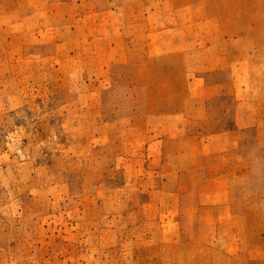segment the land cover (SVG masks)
<instances>
[{
    "label": "rangeland",
    "instance_id": "obj_1",
    "mask_svg": "<svg viewBox=\"0 0 264 264\" xmlns=\"http://www.w3.org/2000/svg\"><path fill=\"white\" fill-rule=\"evenodd\" d=\"M0 264H264V0H0Z\"/></svg>",
    "mask_w": 264,
    "mask_h": 264
}]
</instances>
